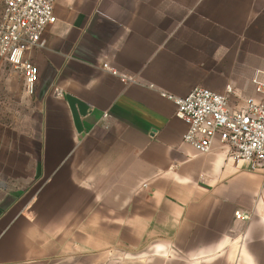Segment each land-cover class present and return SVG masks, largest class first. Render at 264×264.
I'll use <instances>...</instances> for the list:
<instances>
[{
	"label": "crops",
	"instance_id": "obj_1",
	"mask_svg": "<svg viewBox=\"0 0 264 264\" xmlns=\"http://www.w3.org/2000/svg\"><path fill=\"white\" fill-rule=\"evenodd\" d=\"M55 12L30 54L33 157L2 178L0 264H264V176L218 141L209 154L185 143L162 96H255L264 0H56Z\"/></svg>",
	"mask_w": 264,
	"mask_h": 264
},
{
	"label": "built area",
	"instance_id": "obj_2",
	"mask_svg": "<svg viewBox=\"0 0 264 264\" xmlns=\"http://www.w3.org/2000/svg\"><path fill=\"white\" fill-rule=\"evenodd\" d=\"M56 0H0V59L18 70L27 89L34 94L40 81V72L30 54L47 47V30L57 23ZM106 70L120 75L109 65ZM258 71L252 82L256 96L232 103L239 98L232 86L225 92L197 87L185 97L162 94L176 104V116L183 121L186 132L183 141L200 154L212 152L220 142L229 156L251 165L253 172L264 176V82ZM124 82L132 79L121 76ZM56 98H64V92L56 88ZM241 99V98H239ZM252 212L238 211L236 219L250 222Z\"/></svg>",
	"mask_w": 264,
	"mask_h": 264
},
{
	"label": "rangeland",
	"instance_id": "obj_3",
	"mask_svg": "<svg viewBox=\"0 0 264 264\" xmlns=\"http://www.w3.org/2000/svg\"><path fill=\"white\" fill-rule=\"evenodd\" d=\"M252 86L256 91V87ZM236 94L241 99L233 96V105H236L237 100L240 105L242 100L256 96ZM33 95L19 71L0 59V206L9 202L6 199L7 191H2L9 185L8 180L2 178L19 170L18 162L33 157L34 152L24 150L25 143L32 138L31 132L36 128L39 116Z\"/></svg>",
	"mask_w": 264,
	"mask_h": 264
},
{
	"label": "water",
	"instance_id": "obj_4",
	"mask_svg": "<svg viewBox=\"0 0 264 264\" xmlns=\"http://www.w3.org/2000/svg\"><path fill=\"white\" fill-rule=\"evenodd\" d=\"M68 102H69L70 108L72 110V113L74 115L76 124L78 126V130L81 131L82 128L80 127L79 115H80V113L83 115L85 114V111L83 110L84 106L82 104H80L78 101H76L74 98L68 97ZM77 106L79 108V111L77 110Z\"/></svg>",
	"mask_w": 264,
	"mask_h": 264
}]
</instances>
